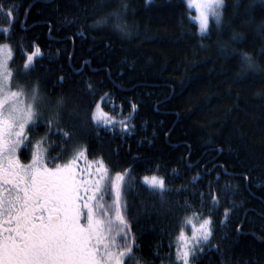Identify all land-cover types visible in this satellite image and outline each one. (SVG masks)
Here are the masks:
<instances>
[{"label":"trees","instance_id":"1","mask_svg":"<svg viewBox=\"0 0 264 264\" xmlns=\"http://www.w3.org/2000/svg\"><path fill=\"white\" fill-rule=\"evenodd\" d=\"M224 3L219 28L211 18L201 33L185 0H0L13 80L38 92L28 145L43 142L51 166L83 149L108 168L106 183L124 175L125 216L137 238L125 264H178L180 232L194 213L197 221L210 216L214 232L191 264H264V3ZM105 92L112 101L104 111L128 118L130 131L89 121L87 102ZM61 98L71 102L57 108Z\"/></svg>","mask_w":264,"mask_h":264},{"label":"snow or ice","instance_id":"2","mask_svg":"<svg viewBox=\"0 0 264 264\" xmlns=\"http://www.w3.org/2000/svg\"><path fill=\"white\" fill-rule=\"evenodd\" d=\"M192 3L200 13L198 20L201 33L209 30L210 14L215 17L219 28L221 13L217 9L226 7L224 0H192ZM8 14L11 15V12ZM232 39L236 42L235 38ZM218 43L222 51H227L228 42ZM38 53L37 46L35 52L27 55L26 67ZM239 55L248 68H256L251 56L244 52ZM6 59H11V56ZM6 59L0 58V179L4 176L20 177L21 173L24 176L30 175L35 190L29 195L27 187L24 188L25 196L19 207H17L19 196L5 202L0 195V264H125L124 258L132 254L137 238L131 235V226L125 216L128 205L122 200L121 188L124 175L117 173L114 180L106 183L108 168L102 160L86 161V165L79 169V179L75 159L70 165H65L63 171L44 166L39 154L33 156L31 165L27 167L22 165L16 153L25 140L26 125L37 114L33 111L32 105L21 106L20 93L11 90L13 73L8 69ZM84 63L88 64L90 61ZM86 88L93 97L100 93L99 89L92 92V84H87ZM111 101V94L107 92L100 95L99 100L95 98L89 100L87 102L89 121L94 127L103 126L109 131L119 123L121 132L130 131L128 118L115 121L104 111L102 105H107ZM66 102L71 101L61 98L54 103L60 108ZM112 106L119 107L114 103ZM130 106L133 111L138 108L136 104ZM55 123L59 124V121ZM60 131L69 138L72 135L71 131L64 132L63 129ZM84 155L83 149L77 152V157ZM190 155L189 153V157ZM216 167L223 169V165H213V168ZM212 171L213 169L205 166L206 174H211ZM224 171L227 174L226 170ZM93 176L97 178L93 179ZM145 181L153 188L164 189L162 179L146 177ZM3 182L17 189L20 187L12 179ZM38 186L52 189L49 194L50 219L47 222H43L40 215H37L41 196V187ZM211 187L212 182H209L208 195L215 205L219 200L211 192ZM196 215L194 213L193 217ZM225 216H228L227 210ZM185 221L192 223V218L185 217ZM213 232V220L210 216L201 218L198 226L192 224L191 237L186 236L181 229L180 244L175 254L176 262L191 264L197 254L202 252L201 245L210 244ZM120 239L124 240L123 244L119 243Z\"/></svg>","mask_w":264,"mask_h":264},{"label":"rangeland","instance_id":"3","mask_svg":"<svg viewBox=\"0 0 264 264\" xmlns=\"http://www.w3.org/2000/svg\"><path fill=\"white\" fill-rule=\"evenodd\" d=\"M185 2L188 5V7L194 11L193 20L198 24V27H199V20H198V17H199V14H200L199 11L196 9L195 5L192 3V0H185ZM221 9L222 8H219V9H217V11H219L221 13ZM211 18L215 19V17L210 14L209 15V23H210V19ZM199 30H200V27H199ZM9 55L12 58L13 54H12L11 46L7 45V44H1L0 45V58L6 59ZM10 61H11V59H6V64H7V67H8L9 70H10V67H9ZM11 90L14 91V92H19L20 93L19 99L21 101V106L30 104L33 107V111L35 113L37 112L39 98H38V92L36 90L31 91L29 89H25L22 84L16 85L14 80H13V78H12V81H11ZM34 92H35V98H33ZM34 118H33V120H34ZM32 123H33V121H30L26 126H29ZM26 135H27V138L29 139V129L26 131ZM34 144H35L36 147H35V150L33 152L32 148H33ZM33 145H31V158H32V160H33V156L36 155V154H39V156L41 157L42 160H43V158H46V156H47V154H46V152H47L46 145L43 142L42 143L39 142V145H38L37 142H35V143H33ZM73 159H75V161H76L77 179H79V169L86 165V161L87 162H93V161L87 159V157L85 155H84V157H77V153H76L75 155H73L71 157H68L66 160H63L62 162L57 163V165H55L54 168H51V169H57L58 168L61 171H63L64 170V166L65 165H70L72 163ZM152 177L151 176H147V178H149V179H151ZM92 178L96 179L97 177L93 176ZM157 178L161 179L159 177H157ZM85 179H87V177H85ZM199 222L200 221H197V220H195L194 217H192V223H187L188 224L187 227L189 228V230L187 232L184 231V234L186 236H188V237H191L192 224L194 223V224H197V226H198Z\"/></svg>","mask_w":264,"mask_h":264},{"label":"flooded vegetation","instance_id":"4","mask_svg":"<svg viewBox=\"0 0 264 264\" xmlns=\"http://www.w3.org/2000/svg\"><path fill=\"white\" fill-rule=\"evenodd\" d=\"M2 43H0L1 45ZM26 131H27V126L25 128V140L20 144L18 150H17V157L20 161V163L24 166H29L32 163V158L31 155H29V150H28V142L29 139L27 138L26 135ZM38 143V142H37ZM35 144L33 145V152L35 150ZM43 165L46 166L47 168L51 169L54 168L52 167L48 162L46 158H43ZM8 179H12L14 180L16 183L19 184V188H14L12 185L4 183L3 181H6ZM25 181H27V184H25ZM27 187L28 189V193L29 195H31L33 193L34 186L31 182V176H24L23 173H21L20 177H9V176H4L2 179H0V195L3 196V199L5 200V202H7L10 198H15L17 196L20 197V201L17 203V207L20 206L21 203H23V198L25 196L24 193V188ZM41 187V196H40V208H39V212H37V215H40V219L43 222H47L50 219V204H49V194L52 191V189L50 187H42V186H38ZM9 189H11V191H9ZM6 219V217H5ZM7 226V225H5Z\"/></svg>","mask_w":264,"mask_h":264}]
</instances>
